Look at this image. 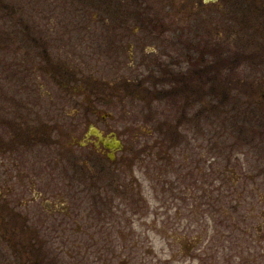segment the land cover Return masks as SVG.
Segmentation results:
<instances>
[{"label": "rangeland", "instance_id": "1", "mask_svg": "<svg viewBox=\"0 0 264 264\" xmlns=\"http://www.w3.org/2000/svg\"><path fill=\"white\" fill-rule=\"evenodd\" d=\"M192 1L0 0V132L35 133L30 145L20 135L22 165L32 163L30 146L37 156L44 150L46 136L73 142L70 123L54 132L59 114L70 122L76 109L99 106L130 111L132 125L146 120L141 131L162 126L174 135L179 126L202 169L190 189L188 180L173 186L184 190L179 216L175 209L167 214L166 203L157 217L153 180L144 177L151 212L135 216L133 230H122L129 244L117 251L127 260L96 259L88 229L89 237L68 236L91 241L83 249L36 242L31 250L23 242L13 260V246L2 244L4 264H227L225 247L232 264H264V39L256 35L264 30V5ZM128 31L134 65L123 39ZM12 143L0 138V148ZM172 194L167 188L161 199H175ZM18 230L19 239L29 236L21 225ZM251 246L259 255L246 260L241 255Z\"/></svg>", "mask_w": 264, "mask_h": 264}, {"label": "flooded vegetation", "instance_id": "2", "mask_svg": "<svg viewBox=\"0 0 264 264\" xmlns=\"http://www.w3.org/2000/svg\"><path fill=\"white\" fill-rule=\"evenodd\" d=\"M216 1L218 0H203V3ZM192 3L197 1L193 0ZM254 3L264 5V0H254ZM256 35L264 39V30L256 29ZM125 37L124 42H128L130 48V64L134 65L132 61L135 46L130 41L131 31L123 39ZM73 53L71 51L70 54ZM97 101L106 100L98 97ZM64 113L68 115V112ZM59 115L56 122L58 126L54 127V132H65L67 123H70L73 142L62 143L60 136H46L42 140L44 150L39 151L38 156L36 151L31 152V146L25 150L30 157L26 158L32 162L26 166L21 164L20 135L29 141L28 145L34 139L35 133L20 134L17 127L8 130L3 128V132H0V138L11 139L13 142L9 147L0 148V264H4V244L13 246V260H16L15 253L19 255V246L23 242L31 250L36 242L59 246L72 244L77 249H83L79 245L89 242L91 244V241L71 239L68 236L75 233L82 236L84 233L83 235L89 237L88 229L93 230L91 240L93 245H97L96 259L106 256L105 261L110 262L115 257H124L127 260L124 252L117 251L118 245L129 244L128 236L122 230H133L135 216L141 219L151 212L149 196L144 189V177L150 176L153 180L151 188L159 203L157 217L163 213L160 210L166 203L172 210L165 212L170 214L175 209L179 216L181 212L176 208V202L182 197L184 190L173 186L182 181L186 184L188 180L186 185L190 189L191 184L195 183L196 171L201 174L202 169L199 165L196 167V160L191 156L194 154L193 148L190 149L192 143H184L185 135H180L179 126L175 127L174 135L163 131L162 126L157 127L155 132L141 131V128L147 126L146 120L132 125L130 111H113L99 106L91 109L88 107L83 111L76 109L69 116L70 122L66 116L63 118ZM6 155L9 160L8 167L4 166ZM171 174L174 178H170ZM167 188L173 191L175 199H161ZM20 206L25 210L20 211ZM130 208H135V212H130ZM75 217L84 220L82 223L71 221ZM171 218L170 215L166 219ZM20 225L28 233L27 238L19 239ZM257 229L260 232L262 230L259 226ZM117 230L122 233V237L113 236V232ZM8 232L11 234L6 235ZM41 232H45L44 235ZM176 239L169 235L170 242H175ZM253 246L247 247L246 255H241L246 260H249V254L258 257L259 247ZM243 247L241 250H246ZM207 248L211 251V244L208 243ZM225 249L221 256L227 264H232V252L227 247ZM261 252L264 255V250ZM208 255L212 258L211 252Z\"/></svg>", "mask_w": 264, "mask_h": 264}]
</instances>
